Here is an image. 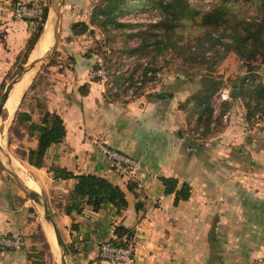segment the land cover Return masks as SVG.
Wrapping results in <instances>:
<instances>
[{"label":"crops","instance_id":"obj_1","mask_svg":"<svg viewBox=\"0 0 264 264\" xmlns=\"http://www.w3.org/2000/svg\"><path fill=\"white\" fill-rule=\"evenodd\" d=\"M18 1L0 0V86L33 27L31 19L14 15ZM69 9L65 48L77 50L46 66L36 88L46 108L63 117L66 135L47 149L44 165L36 166L27 154L37 137L24 124H7L9 134L22 133L12 144L26 147L24 165L16 156L11 164L25 168L28 176L18 173L47 195L70 249L68 263L124 264L100 254V244L115 236L117 224L132 230L137 264H255L264 258V122L260 112L248 118L238 85L242 76L229 85L238 88V96L222 102L210 124H197L199 107L194 109L191 80L183 76L184 86L174 78L169 92L123 99L89 78L95 51L80 50L85 32L74 34L71 25L90 23V16ZM258 73L260 80L264 63ZM101 144L136 157L140 165L130 175L119 173ZM52 164L108 177L125 190L128 205L118 211L109 201L99 210L86 204L82 212L68 214L65 204L76 180L54 178ZM161 175L177 177L179 185L189 182V198L175 204ZM33 201L0 163V229L20 239L17 246L0 248V264H45L43 218Z\"/></svg>","mask_w":264,"mask_h":264},{"label":"trees","instance_id":"obj_2","mask_svg":"<svg viewBox=\"0 0 264 264\" xmlns=\"http://www.w3.org/2000/svg\"><path fill=\"white\" fill-rule=\"evenodd\" d=\"M39 1L43 8L42 16L40 19L31 18L34 23L31 33L8 70L7 78L23 67L44 31L50 4L48 0H31L29 4L34 5ZM138 7L156 8L157 19L136 22L120 20L121 15ZM90 24H98L105 30L116 26H138L136 30L127 32L138 35L137 44L130 48L137 57L151 52V58L155 60L158 53L164 54L170 48L183 55V63L199 70L202 77L201 86L190 97L194 109L199 107L197 124H210L214 120L211 96L222 82L215 69L229 52H234L246 67V74L238 85L245 99L248 118L255 117L257 112L264 115V84L256 79L258 69L264 63V0H212L208 7H201L198 2L191 0H100L91 12L90 23L77 20L71 28L74 34H81L90 29ZM5 85L4 80L0 86V96ZM36 88L34 83L28 88L35 90L32 97L36 99V104L28 109L17 110L16 119L21 124L28 122L24 124L28 126V133L37 137V145L28 150V161L42 166L47 149L66 135V125L60 114L46 108ZM35 109L39 110L38 119L33 116ZM50 169L56 179L74 177L76 180L65 204L68 214L82 212L86 204L99 210L109 201L118 211L128 205L125 190L106 176L92 172L74 173L59 164H52ZM160 178L165 185V192L175 194V204L189 198V182L179 185L175 176L161 175ZM114 232L115 236L110 241L115 244L124 243L123 236L133 234L131 229L122 224L115 225Z\"/></svg>","mask_w":264,"mask_h":264},{"label":"rangeland","instance_id":"obj_3","mask_svg":"<svg viewBox=\"0 0 264 264\" xmlns=\"http://www.w3.org/2000/svg\"><path fill=\"white\" fill-rule=\"evenodd\" d=\"M54 1L55 0H48L50 4V11H49V16H48L49 19L47 21L48 23L46 28L49 27V21H51L55 16V12L51 8V3ZM99 1L100 0H63L62 1L63 3L62 15H61L62 18H61L60 31H59L60 36L54 51L52 52L49 58L38 62V64L36 65L37 69L35 73L33 75L28 76L27 78L28 86L25 88L24 92L21 95L23 96V94L27 91L23 99L20 96L18 98L17 103H15V105H12L10 100L14 89H12L10 92L8 101L6 102L4 110L0 116V157L4 162L11 165L18 172L19 171L20 173L23 172L24 174H26V176L28 175L25 168L21 166L15 167L11 164V161L9 160L11 156H16L20 160L21 165L22 166L24 165L23 162L21 161V158L26 153L25 145L24 144L22 145L21 143L20 145L15 146L11 142V140L14 141L13 143L15 144L19 142L18 139L20 138V136H22L21 130L12 131V133L9 134V128L7 127V124H21L16 119L17 110L28 109L36 104V99L32 97V94L36 92L34 89L28 90V88L31 83H34V85L37 87L38 76L45 70L46 66L56 62L57 58H60V55L64 54L63 58H67L66 56L69 54V52H72L74 54L75 53L74 50H77L74 47L69 49L65 48L66 39H69L71 37L69 36L68 38L67 35V28L69 24L68 22L70 21V14H71L69 8L74 9V11L76 12H80L82 15L86 13L87 15L90 16L93 8ZM191 1L198 2L199 6L201 7H208L212 0H191ZM157 15L158 12L156 8L138 7L134 11H130L127 14L121 15L120 20L132 21V22L147 21L150 20V18H155ZM137 28L138 26H131V27L116 26V27H112L109 30H105L98 24H92L90 25V29L85 32L84 39L86 41L83 42V44L85 45V49H80V50H86V49L88 50L92 49L94 51L96 50L97 52H94L95 60L98 55H102L110 60L111 67L113 68L119 66L117 64L120 65L122 63L123 65L130 64L132 76H133V72L135 74L136 73L142 74L143 76L142 78L143 84L134 88L136 95L137 94L139 95L144 91H148L152 93V92H169L171 90H174L175 88L172 83V79L174 78H175L174 80L175 82L178 80L179 82L178 86L182 87L184 86L183 85L184 81L179 80V77L182 76L184 79L191 80L189 86L190 92L192 93L197 91L201 86V80H202L201 73L199 70L190 67L188 64H187L188 66L185 65V63H183V57H182L183 55L177 53L176 49L170 48L168 50H165L164 54L162 52L158 53L157 56L155 57V60L151 58L152 56L151 52L142 55L141 57H137L135 52L132 53L130 51L131 46L137 44L138 35L130 34L127 32L132 30L134 31ZM37 46L38 43L34 48V50L37 48ZM50 46L44 52V54L49 50ZM34 52H36V50ZM154 52L155 51H153V53ZM30 57H32V54ZM146 66L149 68H145ZM154 69L157 70L155 71ZM215 73L219 74L220 79L222 80L221 86L231 85V84L233 85L237 83L238 77H241L244 74H246V67L245 64L238 58V56L234 52H229L227 56L224 59H222L221 62L217 65L215 69ZM235 76L237 78H235ZM11 78L5 80L6 83ZM216 91L214 92V94L216 93ZM214 94L212 95V97L214 96ZM214 100L215 97L211 99L212 104ZM36 117L38 119L39 111L37 112ZM22 124H29V123L26 122ZM10 177L12 176L10 175ZM37 189L41 190L39 188ZM31 200L33 201V199ZM38 208L40 207L38 206ZM42 218L43 219H41V222H42L43 234L41 235L40 248H41V253L43 254L45 259V264H61V259L56 243V235H54L55 234L54 229L50 227V223L47 222V220L43 216Z\"/></svg>","mask_w":264,"mask_h":264},{"label":"built area","instance_id":"obj_4","mask_svg":"<svg viewBox=\"0 0 264 264\" xmlns=\"http://www.w3.org/2000/svg\"><path fill=\"white\" fill-rule=\"evenodd\" d=\"M42 4L35 3L30 5L25 0H20L14 10V15L19 18H41L42 16ZM150 18V20L157 19ZM32 22V20H31ZM34 25V23L32 22ZM116 68L111 67V62L108 58L98 55L94 66L89 70L88 76L90 79H99L107 86L111 88L113 92H119L123 99L134 98L136 95L134 88L143 84L142 74H131V65L123 63L117 64ZM133 77V78H132ZM260 81L264 84V75L260 77ZM158 90V88H157ZM148 92V91H144ZM143 93V92H142ZM215 100L213 102L214 112L218 113L221 109L222 102L231 97V88L229 85L221 86L214 94ZM259 120L264 122V115L258 116ZM103 151L112 159V163L115 169L123 174L130 175L140 165V161L125 152L118 150L117 148L101 144ZM122 244H115L110 240L103 241L100 244V254L103 258L112 262H122L124 264H137L136 258V241L131 235H124ZM20 244V239L17 236H12L6 231L0 229V248L8 246H17ZM255 264H264V258H259L255 261Z\"/></svg>","mask_w":264,"mask_h":264},{"label":"water","instance_id":"obj_5","mask_svg":"<svg viewBox=\"0 0 264 264\" xmlns=\"http://www.w3.org/2000/svg\"><path fill=\"white\" fill-rule=\"evenodd\" d=\"M62 1L63 0H55L54 2L51 3V8L55 12V16L51 21H49V27L47 29L50 33H52V37L54 40L49 50L41 56L29 57L27 61L23 64V67L6 83L5 88L3 89L1 96H0V116L4 110L6 101L8 99V96L14 84L17 81H19L22 78V76L30 68H32V66H34L35 64H37L38 62L42 60L49 58L52 52L54 51L56 44L59 41V36H60L59 31H60V23H61V18H62L61 17L62 4H63ZM46 25H47V22L45 24L43 33L46 31ZM231 96L233 97L238 96V88L235 87L231 90ZM0 163L3 166V168L15 179V181L20 185V187L26 192V194L31 199H33L34 202L41 208V209L39 208L41 216H43L47 220V222H49L53 226L56 239H57V242L61 250V253H60L61 264H69L68 259L70 257V249H69L68 243L66 242L56 219L54 218L52 214L51 206H50L48 197L45 194V192L43 190H38L37 188L29 186L27 182L24 180V178L18 173V171L15 168H13L11 165L4 162L1 157H0Z\"/></svg>","mask_w":264,"mask_h":264},{"label":"bare ground","instance_id":"obj_6","mask_svg":"<svg viewBox=\"0 0 264 264\" xmlns=\"http://www.w3.org/2000/svg\"><path fill=\"white\" fill-rule=\"evenodd\" d=\"M48 23V22H47ZM47 26V25H46ZM48 28V27H47ZM46 28V31L43 33V35L41 36V38L39 39L38 41V46L37 48L35 49L36 52L33 51L32 53V57H37V56H41L44 54V52L48 49V47L52 44L51 41H53V38H52V33H50L48 31V29ZM46 43V44H45ZM37 45V44H36ZM38 64V63H37ZM35 64L34 66H32V68H30L23 76L22 78L17 81L14 86L12 87V89H14L13 93H12V97H11V100L10 102L12 103V105H15V103H17L18 101V98L22 95V93L24 92L25 88L28 86L27 85V78L29 75H33L36 71V65ZM18 84V85H17ZM17 85V86H16ZM11 89V90H12ZM11 92V91H10ZM10 95V94H9ZM9 98V96H8ZM8 101V99H7ZM6 101V102H7ZM11 161V157L9 159ZM24 178V177H23ZM24 180L26 181V179L24 178ZM50 227L53 228V226L50 224ZM55 235V234H54ZM56 243H57V248H58V251H59V255L61 253V250H60V247H59V244L57 242V239H56Z\"/></svg>","mask_w":264,"mask_h":264}]
</instances>
